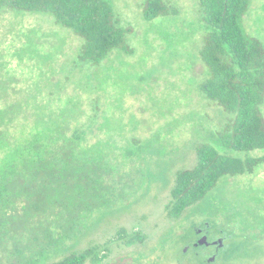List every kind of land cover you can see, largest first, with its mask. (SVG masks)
I'll use <instances>...</instances> for the list:
<instances>
[{"label":"trees","instance_id":"obj_1","mask_svg":"<svg viewBox=\"0 0 264 264\" xmlns=\"http://www.w3.org/2000/svg\"><path fill=\"white\" fill-rule=\"evenodd\" d=\"M251 5L252 0H200L201 20L210 28L199 49L208 68L200 91L227 112V121L211 134L216 145L206 140L197 147V163L174 173L171 218L207 200L221 180L254 174L264 165V155L232 154L264 149V44L244 25ZM178 10L170 0L143 3L146 20ZM24 11L51 14L80 36L82 62L101 65L113 53L134 51L111 0H0V17ZM45 95L38 103L34 94L0 84V264H97L101 246L79 248L80 240L109 216L103 210L137 201L127 182L136 178L124 161L139 159L142 151L136 155L101 135V106H93V98L80 118L76 105L68 116L52 105V92ZM146 238L122 229L111 243L145 244ZM241 246L245 242H237L226 258Z\"/></svg>","mask_w":264,"mask_h":264},{"label":"rangeland","instance_id":"obj_2","mask_svg":"<svg viewBox=\"0 0 264 264\" xmlns=\"http://www.w3.org/2000/svg\"><path fill=\"white\" fill-rule=\"evenodd\" d=\"M144 1L111 0L134 51L113 53L101 65L79 60L82 38L51 14H4L0 84L32 93L38 103L52 92L53 106L69 116L75 112L68 109L76 105L80 118L93 98V106H101L96 116L101 135L133 148L136 155L142 151L139 159H123L136 178L127 182L135 187L131 197L137 201L121 210H103L109 216L80 240L79 248L101 246L97 264H187L185 230L190 235V225L209 218L228 224L236 234L233 247L246 245L217 264H264V165L254 174L221 180L207 200L181 217L167 215L174 173L197 163V147L206 140L216 145L211 134L227 121V112L200 91L208 68L199 49L210 30L201 20L200 0H170L178 13L153 20L143 17ZM244 25L264 44V0H252ZM232 154L261 156L264 149ZM122 229L144 232L145 244L111 243ZM106 244L109 249L102 248Z\"/></svg>","mask_w":264,"mask_h":264},{"label":"flooded vegetation","instance_id":"obj_3","mask_svg":"<svg viewBox=\"0 0 264 264\" xmlns=\"http://www.w3.org/2000/svg\"><path fill=\"white\" fill-rule=\"evenodd\" d=\"M189 227L191 234L187 235V228L183 236L186 244L182 250L183 255L189 256L187 264H217L223 254L233 248V241H236V234L228 224H216L210 218Z\"/></svg>","mask_w":264,"mask_h":264},{"label":"water","instance_id":"obj_4","mask_svg":"<svg viewBox=\"0 0 264 264\" xmlns=\"http://www.w3.org/2000/svg\"><path fill=\"white\" fill-rule=\"evenodd\" d=\"M204 239L201 240V243H203Z\"/></svg>","mask_w":264,"mask_h":264}]
</instances>
